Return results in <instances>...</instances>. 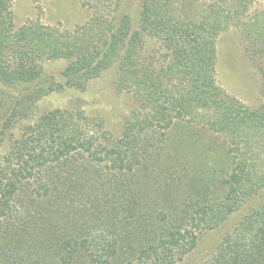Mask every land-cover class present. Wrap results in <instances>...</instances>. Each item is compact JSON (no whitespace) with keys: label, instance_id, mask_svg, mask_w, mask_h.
<instances>
[{"label":"trees","instance_id":"16d2710c","mask_svg":"<svg viewBox=\"0 0 264 264\" xmlns=\"http://www.w3.org/2000/svg\"><path fill=\"white\" fill-rule=\"evenodd\" d=\"M166 2L144 0L139 31H131L126 17L108 20L95 11L89 24L73 34L36 23L9 35L8 0H0L1 136L20 121H29L44 97L59 89L83 91L110 69L117 71L116 92L133 94L135 105L145 110L142 119L133 112L124 121L122 139L131 135L140 143L130 148L124 140L111 149L95 143L75 121L83 114L75 106L52 110L21 127L22 140L13 145L0 170V216L21 196L28 200V213L24 219L14 216L0 234V264H170L173 251L194 249L195 231L219 226L259 194L264 182L257 184L244 165L251 136L244 149L229 150L237 155L230 174L217 181L223 187L211 184L221 204L203 206L208 196L198 189L204 175L195 177L187 167L201 169L215 155L222 160L216 165L223 166L228 156L209 147L200 132L226 135L234 146L238 134L264 136V115L250 112L215 88L214 39L233 17L207 15L204 19L212 23L203 25L185 14L178 27L177 19L163 13ZM140 33L167 35L166 65L155 69L151 62H141ZM58 59L67 61L61 82L44 73L42 65ZM174 118L185 121H178L179 126ZM84 120L96 127L102 124L87 116ZM198 124L203 128L190 137L188 125L193 129ZM174 126L179 137L157 138L164 127ZM153 133L156 139L150 137ZM191 152L194 156L188 159ZM202 152H207L205 160L195 161ZM240 152L244 155L238 161ZM165 161L173 166L165 167ZM155 166L160 174L154 177ZM178 167L176 189L187 188L186 194L175 193L172 180L162 181L170 170L174 177ZM250 187L254 192L245 199ZM189 192L194 198L185 197ZM212 264H264V202L244 218Z\"/></svg>","mask_w":264,"mask_h":264},{"label":"rangeland","instance_id":"374dc122","mask_svg":"<svg viewBox=\"0 0 264 264\" xmlns=\"http://www.w3.org/2000/svg\"><path fill=\"white\" fill-rule=\"evenodd\" d=\"M166 1L163 13H165L166 17H171V20L177 19L178 22L176 24L178 27L184 24L182 18H184L185 14L194 15L193 17L196 18L197 23L203 25L212 23L209 19H204L207 15H212L213 18H220V16L222 18L226 16L233 17L232 21L229 20L227 27L218 31L214 39L216 56L214 74L215 88L229 96V98L249 108L250 112L264 115V0ZM223 1H226L227 5H224ZM143 2L144 0H8L6 21H11L12 29L9 35L19 33L23 27L32 26L36 23L54 29L59 33L68 32L73 34L87 26L94 12L98 11L108 20L115 21V19L126 17L129 21L131 31H139V19ZM166 36L163 35L162 38H159L154 35L149 36L140 33L139 38L142 45L140 52L141 62H151L154 65L152 67L155 69L167 64L166 60L168 59L169 52L164 47V45L167 46V43L163 39ZM7 59L10 62L9 56ZM42 65L44 73L54 75L58 82L62 81L61 73L67 65L66 60L45 61ZM116 78L117 71L110 69L105 71L99 78L91 81L83 91L82 89H59V91H55L40 100L35 104L32 115L28 117L29 121L28 119L22 123L20 121L13 129H10L2 136L0 135V170L5 164L4 158L9 155L13 145L17 141L22 140L21 127L27 123L33 124L39 116L55 109L70 110L73 108L72 106H75L74 109L78 110V113H83L79 114L78 119L75 118V121L80 124L87 136L93 137L95 143H101L107 149L113 148L120 140L127 142L126 144H128L127 147L129 148L135 144L139 145V142L134 139L131 140V135L128 139H122L125 134L123 133L124 121L125 119L128 120V118L131 119L133 112H136V115L142 119L145 110L142 109V106L135 105L136 100H134L133 94L116 92L114 88ZM2 87L3 85L0 82V102L2 99L1 91L4 89ZM78 113L75 112V114ZM86 116L93 120L96 119L95 124H98L100 121L102 124L100 127H96V125L89 122L86 123L87 121L84 120ZM173 120V123L179 124V126H181V123L178 121H185V119L179 120L178 118H174ZM155 124L154 122L152 126H155ZM158 126L156 125V130L160 128ZM188 126L187 131L190 137L193 131L203 128L201 124L192 126L193 129L190 128V125ZM164 128L157 135V138L165 140L167 137L177 138L181 134L179 132L175 133L176 126L169 130ZM202 132H200L201 138L204 139L209 147L212 146L217 152L223 151L222 155L229 157L226 158V162H223V166L222 163L221 166L216 165L218 160H222L220 156L219 159H215V155V158L211 157L210 164L205 161L204 163L206 165L201 169L187 167L189 173L195 177L204 175V181L200 183L202 189H198L202 195L208 196L207 199L204 198L203 206L210 205L214 207L221 204L220 193L211 184L216 181L215 184L217 186L223 187V183L217 181L226 178L230 174L229 172L233 167L232 158L237 155V153L232 152L231 156L229 150L236 148L239 150L244 149V142L251 136L249 142L250 149H247L245 155L246 163H244V165L247 164L245 168L248 169L245 170H248L257 184L262 183V181L264 182V136H242L238 134L232 139L233 146L229 137L226 135H213L208 131L206 135H203ZM150 137L156 139V134H150ZM207 152H202L201 157L195 161H199L200 159L204 161L207 157L205 156ZM25 153H28V151L26 150ZM124 154L126 155V153ZM166 155L164 154L162 157L165 158ZM241 155H244V153L240 152L238 154V161L241 159ZM193 156V152L187 155L188 159H191ZM146 159L151 161L152 157ZM224 160L225 158H223ZM171 166L173 165L170 164L168 166V161H165V167L168 168ZM151 170L154 177L160 174L156 166ZM211 170H215L216 173H211ZM178 171L179 167L175 168L173 177V173L170 170V173L162 176V181L172 180L170 185L175 183L173 186L175 193L179 191L180 193L185 192L186 194L185 190L187 188L185 190L182 188L179 190L176 189L175 178L177 177ZM53 173L55 174L56 171L54 170ZM210 173L211 175H207ZM154 180L157 179L155 178ZM72 182H77V180H72ZM123 184L126 185L127 183L123 182ZM162 185L163 183H160L159 186ZM170 185H168V188ZM253 192L254 188L250 187V193L245 199L251 196ZM185 197L194 198V195L189 192ZM27 202V198L22 196L17 200L16 198L12 200L10 212H5L0 216V234L8 224L13 222L14 216H19V219L26 217L28 213ZM156 202L160 206L163 205L159 201ZM263 202L264 184L259 189L258 195L243 202L239 208L227 215L226 219L219 226L207 231L203 229L200 233L195 231L197 240L194 249L192 248L193 250L191 249L184 254L180 253V251H173L170 264H212L214 257L225 246L229 237L233 238L237 233L244 218L253 211L260 209ZM207 218L209 219L211 216ZM190 241L188 240L186 242L185 248L189 247ZM180 257L181 260L178 259Z\"/></svg>","mask_w":264,"mask_h":264}]
</instances>
